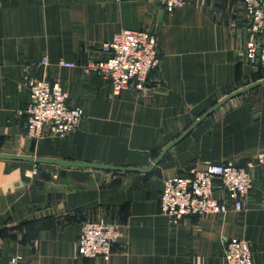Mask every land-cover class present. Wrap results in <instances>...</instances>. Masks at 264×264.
<instances>
[{"label":"crops","instance_id":"crops-1","mask_svg":"<svg viewBox=\"0 0 264 264\" xmlns=\"http://www.w3.org/2000/svg\"><path fill=\"white\" fill-rule=\"evenodd\" d=\"M247 26L241 0H185L171 12L157 0H0V154L147 169L0 158V264L15 254L21 264H226L231 237L264 264V163L249 167L239 211L173 222L159 210L166 177L210 163L245 167L264 151V83L216 107L149 169L209 108L264 78L246 57ZM122 29L152 31L160 62L142 90L114 94L88 64L105 58L102 45ZM40 75L58 81L83 117L64 137L46 125L31 144L25 107ZM100 219L122 232L113 253L79 256L82 222Z\"/></svg>","mask_w":264,"mask_h":264},{"label":"built area","instance_id":"built-area-1","mask_svg":"<svg viewBox=\"0 0 264 264\" xmlns=\"http://www.w3.org/2000/svg\"><path fill=\"white\" fill-rule=\"evenodd\" d=\"M184 1L157 0L167 12L173 11ZM241 3L251 36L246 44V57L264 75V0H241ZM102 51L105 58L88 64V68L106 78L114 94L127 87L142 90L150 72L160 62L156 35L147 29H122L102 45ZM58 64L74 66L73 62L63 60ZM39 65L42 70L46 69L48 61L45 56L40 59ZM66 100L67 94L58 81H50L44 75L35 78L30 83L29 101L25 107L26 137L36 139L42 136L46 125L51 134L60 137L76 130L83 110L78 106L70 107ZM254 163H264V151L257 152L253 161L245 167L232 161L210 163L201 169H192L186 175L166 177L159 195L160 212L173 222H178L190 216L241 210L252 186L249 167ZM215 191H221L223 199H217ZM121 236V230L111 222L101 219L84 221L78 237V254L84 258L106 259L113 253L114 245ZM222 254L226 264H253L251 245L242 238L224 240ZM8 264H21V257L16 254L11 256Z\"/></svg>","mask_w":264,"mask_h":264},{"label":"water","instance_id":"water-1","mask_svg":"<svg viewBox=\"0 0 264 264\" xmlns=\"http://www.w3.org/2000/svg\"><path fill=\"white\" fill-rule=\"evenodd\" d=\"M264 83V78L253 83L250 85L245 86L244 88H241L235 92H232L231 94L227 95L225 98H223L221 101H219L217 104L209 108L202 116H200L183 134H181L176 140L168 144L161 153L157 156L153 164L150 166L149 169H151L155 164H157L162 156L165 154V152L181 137L186 135L198 122H200L204 117H206L208 114H210L216 107L220 106L222 103H224L226 100L230 99L231 97H234L236 95H239L243 93L244 91H247L251 88H254L258 85H261ZM2 139V136L0 135V140ZM35 140L33 139L31 144H34ZM0 158H9V159H20V160H30L35 162H44V163H54L58 164L60 166H76V167H90V168H96V169H103V170H112V171H147V169L142 168H134V167H123V166H111V165H102V164H94V163H83V162H74V161H68V160H58V159H52V158H38V157H20V156H14V155H6V154H0Z\"/></svg>","mask_w":264,"mask_h":264},{"label":"trees","instance_id":"trees-1","mask_svg":"<svg viewBox=\"0 0 264 264\" xmlns=\"http://www.w3.org/2000/svg\"><path fill=\"white\" fill-rule=\"evenodd\" d=\"M262 77H264V75L262 74Z\"/></svg>","mask_w":264,"mask_h":264}]
</instances>
